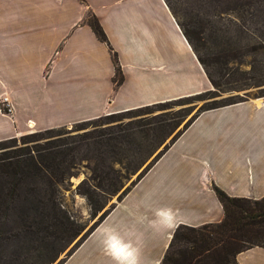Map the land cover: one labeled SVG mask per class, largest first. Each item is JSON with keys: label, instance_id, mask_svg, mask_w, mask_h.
<instances>
[{"label": "crops", "instance_id": "obj_1", "mask_svg": "<svg viewBox=\"0 0 264 264\" xmlns=\"http://www.w3.org/2000/svg\"><path fill=\"white\" fill-rule=\"evenodd\" d=\"M176 21L164 0H0V142L28 123L57 129L212 91ZM212 185L229 198L264 197V98L198 114L62 264H115L101 243L107 226L140 249L139 264H160L175 228L222 221ZM168 208L174 227H153ZM235 263L264 264V248Z\"/></svg>", "mask_w": 264, "mask_h": 264}, {"label": "rangeland", "instance_id": "obj_2", "mask_svg": "<svg viewBox=\"0 0 264 264\" xmlns=\"http://www.w3.org/2000/svg\"><path fill=\"white\" fill-rule=\"evenodd\" d=\"M164 1L217 89L57 129L27 125L1 142L0 264H62L199 108L264 98V0ZM254 244L264 238L245 235L198 264H235ZM186 246L173 242L164 264Z\"/></svg>", "mask_w": 264, "mask_h": 264}, {"label": "trees", "instance_id": "obj_3", "mask_svg": "<svg viewBox=\"0 0 264 264\" xmlns=\"http://www.w3.org/2000/svg\"><path fill=\"white\" fill-rule=\"evenodd\" d=\"M89 17L90 19H86V22L88 26L91 28L94 35L96 36L97 40L108 45L106 38H105L106 36L104 32L102 31L101 27L98 25L95 18L92 16H89ZM178 27L181 30L184 37L186 38V41L189 43V45L192 47L194 51V48L190 42V37L187 31L184 28H182V26L180 25H178ZM110 51H111V54H110L111 60L116 70L115 75H114L115 77L114 83L118 85L121 83L122 77L120 75V69L118 68V65H117L116 55L115 53L112 52V50ZM196 58H197V61L200 63V65L204 68L207 78L209 79V82L211 83V86L214 89H217V85L210 79L202 60L198 57ZM212 91H207L206 93L197 95L195 97L191 96L188 98H184L178 101L175 100V101L180 102V101L191 100V99L198 100V99H201L203 97L209 96L212 93H214ZM242 101L232 102L228 104L226 103V104H221V105L203 106L199 108L196 114L189 119L186 125H184L183 129H185L187 125H189L191 122H193L195 118L198 116V114H200L201 112H204L206 110L218 109L224 106H230V105L242 102ZM178 136H179V133L176 136V138ZM212 190L215 193L216 198L221 203L224 209V212H223L224 216H223L222 221L219 222L218 224H213V225L206 224L198 228H190L188 226H178L177 228H175L171 236L170 243L167 246L165 256L160 264H164V262L167 259V254H168V250L170 246L173 244V242L177 240L185 242L187 246L182 253L181 261L177 263V260H176L172 262V264L201 263L204 261L205 258L212 256V254L216 253L218 250L223 249V248L226 249V247L233 246L240 240V238L242 239L243 237H245V235H249V238L252 237V239L254 238L256 241L260 240L261 238H264V197H262L260 200L259 199L258 200H246L242 198H229L226 196V194L222 190H220L219 188L213 185H212ZM94 227L90 229L89 233L93 230ZM76 234L77 233H74V237L76 236ZM255 246H258L259 248H264L262 245L254 244L250 247L238 249L235 252V256L239 252H243Z\"/></svg>", "mask_w": 264, "mask_h": 264}, {"label": "clouds", "instance_id": "obj_4", "mask_svg": "<svg viewBox=\"0 0 264 264\" xmlns=\"http://www.w3.org/2000/svg\"><path fill=\"white\" fill-rule=\"evenodd\" d=\"M156 219L152 221L153 227L170 229L174 227L176 214L168 209H158ZM101 243L104 251L115 264H139L140 249L132 240H126L113 227L107 226L101 232Z\"/></svg>", "mask_w": 264, "mask_h": 264}, {"label": "bare ground", "instance_id": "obj_5", "mask_svg": "<svg viewBox=\"0 0 264 264\" xmlns=\"http://www.w3.org/2000/svg\"><path fill=\"white\" fill-rule=\"evenodd\" d=\"M28 127H30V128H31V127H32V124H31V123H28Z\"/></svg>", "mask_w": 264, "mask_h": 264}]
</instances>
